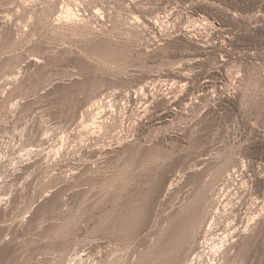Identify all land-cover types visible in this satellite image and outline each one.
Instances as JSON below:
<instances>
[{
    "label": "rangeland",
    "instance_id": "rangeland-1",
    "mask_svg": "<svg viewBox=\"0 0 264 264\" xmlns=\"http://www.w3.org/2000/svg\"><path fill=\"white\" fill-rule=\"evenodd\" d=\"M228 190L264 264V0H0V264H187Z\"/></svg>",
    "mask_w": 264,
    "mask_h": 264
},
{
    "label": "bare ground",
    "instance_id": "bare-ground-1",
    "mask_svg": "<svg viewBox=\"0 0 264 264\" xmlns=\"http://www.w3.org/2000/svg\"><path fill=\"white\" fill-rule=\"evenodd\" d=\"M180 79L183 81L185 80V77L182 75L180 76ZM225 187H228L227 184L224 185L222 189H224ZM239 190L240 188H238V191ZM238 191L237 193L236 192L230 193L231 191L228 190L227 197L229 201L227 200L228 202L224 204L222 202L221 204H219V207H217L216 211L214 212L212 221H210L211 223L205 230L203 241L199 242L197 245L193 247L187 259V264H195L198 260H201L207 257L209 260H211L210 264H224L225 263L224 260L227 257H230V258L233 257L236 249L238 248V245L234 244V241L235 242L238 241L245 233H247V231L250 229V226L252 225L251 223H253L255 219H257L261 215V211L259 212L258 210L251 212L252 216L249 215V217L243 214L244 211L242 210H244L247 204L245 201H243V197L240 196L239 201H234L235 200L233 199L234 196L231 199V194L236 195L238 194ZM240 191L243 192L242 190ZM221 201H224V198L221 199Z\"/></svg>",
    "mask_w": 264,
    "mask_h": 264
}]
</instances>
